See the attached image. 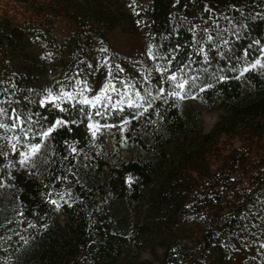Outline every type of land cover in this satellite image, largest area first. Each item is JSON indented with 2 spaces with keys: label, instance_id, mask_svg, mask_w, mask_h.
I'll use <instances>...</instances> for the list:
<instances>
[{
  "label": "trees",
  "instance_id": "trees-1",
  "mask_svg": "<svg viewBox=\"0 0 264 264\" xmlns=\"http://www.w3.org/2000/svg\"><path fill=\"white\" fill-rule=\"evenodd\" d=\"M14 1L25 19L0 15V119L66 124L35 168L3 138L19 132L0 129V264H264V167L253 160L264 138V0ZM59 21L72 28L62 39ZM115 31L143 32L147 55L118 52ZM172 73L194 83L195 99L167 95ZM109 79L128 95L98 116L78 93L87 85L91 99ZM161 87L147 111L128 106ZM49 89L77 95L49 101ZM214 111L206 132L203 113ZM97 122L127 130L109 147L92 136ZM184 204L204 229L166 242Z\"/></svg>",
  "mask_w": 264,
  "mask_h": 264
},
{
  "label": "snow or ice",
  "instance_id": "snow-or-ice-1",
  "mask_svg": "<svg viewBox=\"0 0 264 264\" xmlns=\"http://www.w3.org/2000/svg\"><path fill=\"white\" fill-rule=\"evenodd\" d=\"M149 55L151 56V49H149ZM171 63V61H169ZM257 64L260 62L257 61ZM256 65H252L254 68ZM167 71V69H165ZM183 71V69H181ZM243 71H248L247 68H245ZM243 74V72L241 73ZM220 79H224V77H221ZM167 80L172 82V88L167 92V95L170 97H174L177 100H184L187 98L195 99V96H189V91L192 87H194V83L189 85L188 80L186 79H178L177 73H172L171 75L167 76ZM79 83V82H77ZM123 84V87L125 89H128L130 87H134L132 85H129L125 82H121ZM188 85V90H186L185 86ZM211 86V85H209ZM204 88L201 87L200 91H203ZM86 91H90V89L87 87V85L84 86V88L78 93V95L81 97L79 100V103L82 105H90L93 108H96V115L100 116L103 115V110H107L109 108V105H111L112 108L118 107L119 104L124 103V96H127V91L121 93L120 89L116 88L114 83L111 79L108 80L107 83H105L100 91L95 94L91 99H89L84 93ZM117 93L121 96V99L117 101L115 104H112V97L109 93ZM165 92V89L161 87L159 89V94L157 96H151V93H147V97L141 96L140 92H135L136 100L133 101L132 99H129L127 101V104L129 107H135V108H144V104H147L148 108L152 107V103L156 99H160ZM77 94L74 93H68L65 92L63 89L60 90V95L54 96L52 91L48 90V96L46 97V100L52 101V100H73L76 98ZM46 100H40L39 103L41 106H43L46 103ZM140 101H143V103H140ZM56 108H59L60 111L64 112L67 111V109L60 108V104H55ZM83 111V109H81ZM144 111H147V108H144ZM89 116V119H91V115L89 113H85ZM140 115H143L141 112ZM8 116V112L4 108H0V117ZM11 120V123H6L3 119H0V129H3L5 133L7 132H14L18 131L19 135H13L11 137L5 135L3 138L6 141L11 142V148L13 152H17L19 156L21 157L19 160V163L21 167H27L31 166L33 168L36 167L37 161L43 156V151L45 147V142L51 138L52 133L57 127L64 126L66 124V121L62 119H56L53 124L48 126L47 128H44V126L41 124L39 129H36L35 126L38 123L37 121H34L31 116L25 118L23 113H15L14 117H9ZM127 123V121H125ZM88 127L90 129H94L92 131V136L95 138L96 133L100 131L101 125L97 122L95 124L89 123ZM103 127H111L110 125H104ZM73 152L76 151V149L73 147ZM0 155H6V153L3 152L2 147H0ZM46 162V161H45ZM0 187H4L3 183L0 182ZM52 204L56 205L57 208H59V204L56 200L51 201ZM29 227H34V225H29ZM261 248H264V244L260 245Z\"/></svg>",
  "mask_w": 264,
  "mask_h": 264
},
{
  "label": "rangeland",
  "instance_id": "rangeland-1",
  "mask_svg": "<svg viewBox=\"0 0 264 264\" xmlns=\"http://www.w3.org/2000/svg\"><path fill=\"white\" fill-rule=\"evenodd\" d=\"M9 13L13 19L22 22L25 19V14L23 13L21 6H18L14 0H0V15L3 13ZM71 26L64 21H59L57 23L54 35L58 39L63 38V33H69L71 31ZM110 41L116 48V50L125 56L134 57L136 55H147V44L143 36V32L137 34H125V32L115 31L110 35ZM221 111L214 112H204L203 122L206 132H209L214 126L219 118L221 117ZM94 129H92L93 131ZM127 130V125L123 124L118 127H102L100 131L96 133V136H102L107 142L109 147H112V139L116 135L123 136ZM253 160L261 167H264V138L257 139L254 143L253 148ZM186 204L180 211H177L175 218L170 230L165 232V235L161 237L166 242L170 240L182 239L188 243H192L199 236L201 230L204 229V221L200 217H194L185 212ZM236 264H240L237 259Z\"/></svg>",
  "mask_w": 264,
  "mask_h": 264
}]
</instances>
